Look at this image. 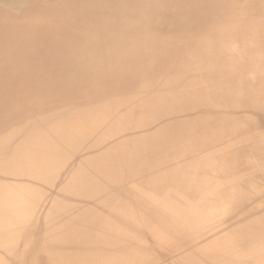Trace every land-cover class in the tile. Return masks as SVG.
<instances>
[{
	"label": "bare ground",
	"instance_id": "6f19581e",
	"mask_svg": "<svg viewBox=\"0 0 264 264\" xmlns=\"http://www.w3.org/2000/svg\"><path fill=\"white\" fill-rule=\"evenodd\" d=\"M0 264H264V0H0Z\"/></svg>",
	"mask_w": 264,
	"mask_h": 264
}]
</instances>
